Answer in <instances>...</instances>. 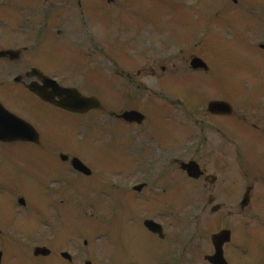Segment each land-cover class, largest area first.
Returning <instances> with one entry per match:
<instances>
[{
	"label": "flooded vegetation",
	"instance_id": "flooded-vegetation-1",
	"mask_svg": "<svg viewBox=\"0 0 264 264\" xmlns=\"http://www.w3.org/2000/svg\"><path fill=\"white\" fill-rule=\"evenodd\" d=\"M187 1L194 5L181 13L185 27L182 35L168 33V28L164 27L167 20L173 17L169 12L159 13L162 19L153 25L149 39L145 37L142 27L121 21V17L117 19L125 37L121 46L135 50L140 48L141 43L165 54L162 58L147 60L142 67L140 61L135 60L117 64L116 71L113 70L118 80L116 108L112 109L114 104L106 105L96 114L102 117L109 115L110 119L117 121L118 142L121 150L130 151L133 155L130 161L135 163V175L145 176L149 180L146 184L149 191L155 188L161 195H167L173 186V137L177 138L180 131L185 137L196 135L199 138L198 147L183 152L187 161H195L199 165L201 175L198 180H193L183 174L189 185L185 207L210 214L207 229L199 226L197 244L191 246L192 264H211L210 258L215 256V250L210 244V237L221 231L230 232V242L223 247L227 264H264V107L259 108L264 94L255 101L250 99L241 108L233 105L234 113L229 117L208 111L210 102L220 100L219 81L214 75L213 63L202 59L204 54L197 49L199 43L189 45L188 42L203 33V18L212 22L218 14L213 11L223 0ZM114 6L120 9L116 15H131V12L125 11L128 7ZM59 10L60 3L52 2L42 13L45 27L39 28L41 21L38 16L27 18L24 19L26 27L10 29V38L6 43L0 40V51L4 48L20 51L16 59H0V103L9 112L32 124L39 136L37 144L0 142V197L9 195L12 199L22 191L11 192L12 186L20 181H28L32 186L38 184V172L44 160L48 164L54 163V172L49 174V178L56 179L61 175L55 153L61 143L58 124L62 111L42 100L58 99L52 81L67 83L66 76L79 84L104 79L102 65L92 67L82 61H60L57 44L58 38L67 33L73 36V41L80 42L74 46L78 51L89 47L85 31L90 34L92 30L96 35L100 33L98 36L103 38L104 30L99 31L96 26L104 27V18H92L94 27L89 28L85 18L81 22L74 13L60 14ZM206 10L210 15L205 13ZM158 25L161 26L158 28ZM170 39L181 43L170 45ZM181 47L184 50L180 55H169L171 50L179 51ZM193 57L204 60L209 68L193 69ZM60 65L65 68L66 76L54 72L55 67ZM31 85H35L41 95L32 93ZM80 90L90 96L104 94V90L99 88L85 89L86 92ZM193 95H197L196 102ZM127 112L141 113L143 122L130 123L119 118ZM224 119L245 123L243 129L239 127L237 130L236 124L231 122L229 132L235 131L232 141L227 137L213 139L221 134V120ZM242 132L243 139H238ZM64 165L71 167L70 163ZM153 179L157 181L152 185L150 182ZM35 190L39 193L41 188L35 186L30 189L31 192ZM11 199V204L5 201L0 208L2 264H17L25 257L24 252L18 251V246L13 251V238L9 235L12 228L19 227L21 223L25 226V222L28 226H35L41 217L37 205L27 203L19 211ZM147 201L145 199L143 202ZM171 206V198H164L159 210L167 211ZM12 210L13 214L17 212V219L13 218ZM23 239L34 237L23 236ZM214 264H222V261L216 259Z\"/></svg>",
	"mask_w": 264,
	"mask_h": 264
},
{
	"label": "rangeland",
	"instance_id": "rangeland-1",
	"mask_svg": "<svg viewBox=\"0 0 264 264\" xmlns=\"http://www.w3.org/2000/svg\"><path fill=\"white\" fill-rule=\"evenodd\" d=\"M6 3L7 0H0V7L2 5H5ZM150 4L151 3L149 2L148 6H146L148 8V11L150 10ZM6 13L7 11L0 10V14H2L5 22ZM0 27L2 26L0 25ZM239 27L243 29L245 27L244 23H240ZM263 27L264 26L262 23H260V26L259 23H257L258 29L252 30L251 32H245L246 37H249V46L254 47L255 45L264 43ZM184 32L185 29L179 32V35H182ZM144 33L146 38L151 37L149 29H146ZM246 37L244 35H241L239 37L241 43L247 41ZM215 44L217 47L216 51L218 53V61L221 58V62L232 64V68H235L234 64H238L236 69L238 77L256 76L258 74L251 72L250 69H256V67L262 66V64L264 65V59H261L258 56L250 58L251 62L253 63L250 64L251 68H249L248 65L240 64L241 62L249 64L246 61H248L250 53L245 49V46L243 47L242 44H239V42L237 41V31L235 32L234 44L230 45L229 43H223L218 39H215ZM212 45L213 44H210L209 47L211 48ZM150 51H152V48ZM105 54L107 53H105L104 51V66H109V58L105 57ZM160 54V51H158L157 55L159 56ZM131 55H135V57L138 58L141 65L140 67H142L146 63V61L150 60L151 58V56L145 55L144 52L141 54L140 50L132 52ZM224 67H228V65ZM54 72H59L60 74L66 76V70L63 65L56 66ZM66 80L67 84H73L76 82L72 80L69 76H66ZM61 117L70 118L65 115H61ZM59 126V136L61 141L66 140L69 134L74 136L84 131V126L80 123H76L70 129L66 128L63 124ZM101 140H103L104 143V137ZM178 141L179 138L177 139L174 136L172 144L177 145L179 144ZM87 145L89 148H85L84 145L80 149V152L82 153L83 157L86 160H89L91 164L95 163L102 165L104 174L106 176H120L124 178L135 176L132 175L134 171V166L130 162V159H132L133 156L130 151L116 149L114 151H117L119 154L111 152L104 156V152H101L96 144L88 143ZM68 147L73 149L74 151H77L78 149L77 146L72 144H70ZM53 164L54 163L48 164L45 160L43 161L42 167L38 172L40 173V179H38L37 181L40 185L46 184L49 181L50 178H48V175H52V173L54 172V168L52 167ZM78 183L82 186H89L92 181L87 178H80V180L76 179L74 181H71V185H73L74 187L73 196L78 194H81V196H85V190L77 188ZM33 187L34 186H32V184L28 181H20L18 185L12 186L11 192L16 193L18 190L26 189L28 191L26 196L42 207V213L46 218V216L49 214L48 212H51L52 208L55 206L54 200L57 195L54 194L52 196H49V193L45 188H41L42 190L39 193H36L35 191L31 192L30 189ZM10 199L11 196L9 195L0 197V208L2 207V203H4L5 201H7V204H11V202L9 201ZM62 201L68 203L66 199ZM105 202V206L104 199L103 201H96L95 203H92V207L94 208L93 212H97L98 214L95 219L91 220H88L84 217V214L79 210L77 204L68 203L66 220L69 223H61L62 228L60 234H62V229L68 230L69 235L71 236L72 234L75 239H78V243L80 241L81 246L84 239L88 236V241L91 243V246L93 248L85 247L83 251H86L87 256H92L91 258H93L94 261H98L100 264H105L106 261L104 260V256L108 257L110 254V256H113V258L107 259V264H127L129 261H131V259H135L141 262L142 264H154L155 260L162 262V264H180L181 262L184 263V260L187 259L186 251H184V249L181 247V245L183 244L180 243L176 245V247L172 250L171 253L161 254L160 256H157L158 259L153 257L154 252L152 246L154 244V241L150 238L149 235H147L144 229L140 227V215H136L137 207H134L136 208L134 209L128 206L126 200L122 198H117V200L115 202H112L110 205L109 200H105ZM60 203L61 204L59 207L61 209L63 205L62 202ZM110 207L115 208L114 212L110 211ZM13 211L14 210H12L11 213H13ZM178 211L181 210H177L175 212L173 210V213L171 214L173 218L172 227H170L169 222L167 224L170 243L172 238H179V240L183 242L186 240L188 235L195 236L197 232V222L199 213L192 210L182 212ZM93 212L91 210H86L88 218L89 216L92 217V215L94 214ZM91 221H93V223ZM182 221L185 222V226L189 228H184L185 226H182ZM88 223H92L91 229L95 231L88 230ZM72 225L74 227H72ZM75 229V233L72 232ZM81 232H85L87 233V235H81ZM41 235H45L46 238V236L50 235V233L46 232V229L44 228V232H41ZM92 240L94 241V243L92 242ZM175 242L177 243L176 240ZM73 245V243L70 244V246ZM96 252H100L102 256H99ZM126 257H131V259L124 261V258ZM159 262H157L156 264H160ZM17 264H23V259L19 260Z\"/></svg>",
	"mask_w": 264,
	"mask_h": 264
}]
</instances>
